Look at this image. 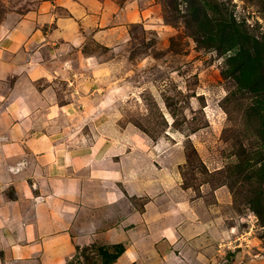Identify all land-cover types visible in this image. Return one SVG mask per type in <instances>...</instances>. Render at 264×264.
<instances>
[{
    "label": "rangeland",
    "instance_id": "374dc122",
    "mask_svg": "<svg viewBox=\"0 0 264 264\" xmlns=\"http://www.w3.org/2000/svg\"><path fill=\"white\" fill-rule=\"evenodd\" d=\"M8 13L68 66L52 84L86 111L74 134L122 147L116 163L147 178L133 212L180 231L176 245L155 228L135 261L108 262L128 241L94 242L67 264H264V0H0Z\"/></svg>",
    "mask_w": 264,
    "mask_h": 264
},
{
    "label": "crops",
    "instance_id": "0c3cea01",
    "mask_svg": "<svg viewBox=\"0 0 264 264\" xmlns=\"http://www.w3.org/2000/svg\"><path fill=\"white\" fill-rule=\"evenodd\" d=\"M12 14L0 16V264H67L78 245L117 241H128L120 259L135 261L140 253L134 245L155 228L160 238L179 245L180 231L164 225V211L158 210L155 222L149 204L133 212L129 197L150 189L147 178H134L126 161L116 163L122 147L74 134L86 111L75 100L60 101L52 84L68 66L52 70L48 36L37 40V27ZM38 53L48 54L38 60ZM38 81H44L41 88ZM123 197L128 211L117 219ZM211 224L197 227V236L205 241Z\"/></svg>",
    "mask_w": 264,
    "mask_h": 264
},
{
    "label": "trees",
    "instance_id": "16d2710c",
    "mask_svg": "<svg viewBox=\"0 0 264 264\" xmlns=\"http://www.w3.org/2000/svg\"><path fill=\"white\" fill-rule=\"evenodd\" d=\"M115 247L117 248L116 253L113 254L112 257L109 259V263L115 260L125 250V247L122 243L115 244Z\"/></svg>",
    "mask_w": 264,
    "mask_h": 264
}]
</instances>
